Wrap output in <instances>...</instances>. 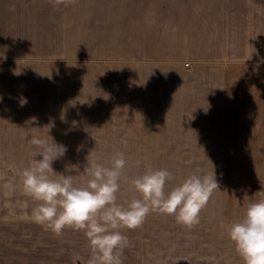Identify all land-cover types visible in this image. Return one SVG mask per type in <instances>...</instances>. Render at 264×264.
Wrapping results in <instances>:
<instances>
[{
    "label": "crops",
    "instance_id": "1",
    "mask_svg": "<svg viewBox=\"0 0 264 264\" xmlns=\"http://www.w3.org/2000/svg\"><path fill=\"white\" fill-rule=\"evenodd\" d=\"M66 40L126 44L125 58L96 49L80 57L90 100L118 99L116 78L125 75V120L0 118V157L36 152L33 136L145 141L150 151H172L160 156H242V214L264 193V0H0V77L10 68L38 82L39 61L60 59L54 46ZM19 173L0 164V264H88L83 231L56 235L32 220L36 202Z\"/></svg>",
    "mask_w": 264,
    "mask_h": 264
},
{
    "label": "rangeland",
    "instance_id": "2",
    "mask_svg": "<svg viewBox=\"0 0 264 264\" xmlns=\"http://www.w3.org/2000/svg\"><path fill=\"white\" fill-rule=\"evenodd\" d=\"M231 4L241 5L242 0H231ZM118 41V44L94 45L89 40H66L64 46H59L60 50L54 46L55 57L60 56V59L39 61L38 82H35L34 75L26 74L30 70L23 72L27 77L8 75L10 68L1 70L5 75L0 77V118L51 117L78 122L80 118L101 116L125 120L129 112L125 75L116 78L118 82L114 87L118 99L99 102L86 98L80 69V57H89L95 49L100 57L112 55L125 58L127 46L122 40ZM40 47L46 49V46ZM26 78L33 81L23 88L15 87L14 84H24L22 80ZM94 105L103 107H89ZM54 142L66 146L67 151L62 158L52 162L56 173L49 172V176L55 179L61 174H70L74 183L87 182V158L107 167L114 153H123L127 164L119 180L118 204H126L139 197L129 181L148 168L167 169L171 173L166 190L192 174L214 172L219 188L201 210L198 224L188 228L178 224L174 216L151 212L139 227L121 229L128 238V244L122 250V261H135V264H242V258L226 231L229 223L242 217V156H160L159 152L172 151H150L145 141L121 139ZM232 149L236 148L233 146ZM33 153L23 150L21 156L0 157V164H15L21 171L34 159L41 158L38 155L33 158ZM76 168L79 172L75 171Z\"/></svg>",
    "mask_w": 264,
    "mask_h": 264
},
{
    "label": "clouds",
    "instance_id": "3",
    "mask_svg": "<svg viewBox=\"0 0 264 264\" xmlns=\"http://www.w3.org/2000/svg\"><path fill=\"white\" fill-rule=\"evenodd\" d=\"M65 2L55 0L57 5ZM30 144L38 149L33 158H41L19 175L24 193L36 202L31 218L56 235L65 228L83 231L90 249L88 264H123L121 255L128 238L121 229L139 227L151 212L174 216L178 224L193 227L219 188L212 171L192 174L166 190L171 173L148 168L129 181L139 197L118 204L119 180L127 164L123 153H114L107 167L87 158V182L74 183L70 174L49 176V172L56 173L52 162L65 155L66 146L36 136ZM226 231L243 264H264V193L250 201L242 217L229 223Z\"/></svg>",
    "mask_w": 264,
    "mask_h": 264
},
{
    "label": "built area",
    "instance_id": "4",
    "mask_svg": "<svg viewBox=\"0 0 264 264\" xmlns=\"http://www.w3.org/2000/svg\"><path fill=\"white\" fill-rule=\"evenodd\" d=\"M186 66H188V64H185Z\"/></svg>",
    "mask_w": 264,
    "mask_h": 264
}]
</instances>
